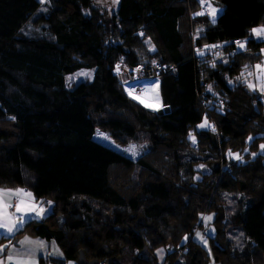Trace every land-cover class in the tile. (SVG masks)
Returning a JSON list of instances; mask_svg holds the SVG:
<instances>
[{"label": "trees", "instance_id": "obj_1", "mask_svg": "<svg viewBox=\"0 0 264 264\" xmlns=\"http://www.w3.org/2000/svg\"><path fill=\"white\" fill-rule=\"evenodd\" d=\"M199 1L118 0L109 11L94 0H0V188L52 201L13 241H54L58 264L76 262L79 251L96 264L123 256L158 264L160 247L162 264H264V155L253 156L264 140V107L240 81L245 65L263 59L264 41L251 29L264 24V0H206L220 8L214 24L194 16ZM244 40L245 49L230 43ZM153 61L175 68L158 79L163 115L140 106L114 74L118 64ZM81 70H93L92 79L67 87L65 78ZM97 129L120 145L146 136L152 152L132 161L96 142ZM135 166L143 175L132 188ZM194 225L213 257L196 236L185 240ZM237 232L241 250L231 239ZM173 247L186 248L182 258Z\"/></svg>", "mask_w": 264, "mask_h": 264}, {"label": "snow or ice", "instance_id": "obj_2", "mask_svg": "<svg viewBox=\"0 0 264 264\" xmlns=\"http://www.w3.org/2000/svg\"><path fill=\"white\" fill-rule=\"evenodd\" d=\"M41 4L45 3V0H39ZM116 0H114V3ZM201 4V11L194 13V16L200 15H207L211 22L214 24L216 22V15L220 11V9L214 7L211 2H206V0H200ZM206 8V11H205ZM251 33L257 37L264 38V25L260 27H254L251 29ZM139 35L143 36V33ZM247 40L244 41H236V45L238 49H245L247 44ZM145 43L149 45V51H154L155 48L151 45V40H145ZM206 48L208 47H220L219 45H205ZM261 54L264 55V49H261ZM198 55H203V52L198 50ZM156 62L153 61V65ZM213 67L215 65L213 64ZM255 69L257 70L255 73V83L252 80L248 79L247 77H252L254 74L251 71H247L248 65L244 66V69L241 71V77H245V72L247 71V77L244 79V83L247 85L249 90H258L262 94H264V61L256 64ZM117 73L119 74L120 65L116 66ZM139 71V69H136ZM76 75H85L88 78H91L90 72H80ZM240 79V77H237ZM231 83V81H229ZM209 90H211V86H209ZM128 92L129 96L133 100L138 99L137 96L133 95V92L130 91L128 88L125 89ZM156 102L159 101L158 94L154 97ZM140 103L144 104L145 107L149 105L145 103L144 99L139 100ZM207 124V121L198 125V127L203 128ZM208 127H212L208 125ZM215 131V128H212ZM189 138L192 139L193 143H195V138L192 136V133H189ZM104 139H109L107 136H104ZM252 139L251 137L249 138ZM260 149L264 152V144L260 145ZM125 152H129L133 157H135L138 153L136 151L135 145H129L128 148L124 149ZM247 151V149H245ZM227 155L230 158H234L237 160L242 159L239 154L233 153L231 150L228 151ZM255 155V153H253ZM199 167L203 168V165ZM14 201V202H13ZM51 205V201L48 202ZM15 208V211H10L11 208ZM46 214V210L42 206H37L32 198V193L26 192L24 189H4L0 188V236L10 241L11 237L15 236L18 230H22V228L27 224L30 220L36 218H43ZM201 220L204 222L210 221L212 216H204L201 215ZM197 239H199L205 246H207V240L204 239L202 234L197 231L195 233ZM187 239V237H185ZM22 246L21 249L17 250L14 245H0V253H3L5 249L8 250L7 256V264H35V260L32 258L35 254L37 248H42L44 246V241L40 240H32L29 237H25L24 240L19 242ZM24 245H29L30 247L25 248ZM53 248L55 249V242H53ZM58 253L59 249H55ZM160 250H158L159 253ZM0 264H5L4 259H0Z\"/></svg>", "mask_w": 264, "mask_h": 264}, {"label": "rangeland", "instance_id": "obj_3", "mask_svg": "<svg viewBox=\"0 0 264 264\" xmlns=\"http://www.w3.org/2000/svg\"><path fill=\"white\" fill-rule=\"evenodd\" d=\"M46 1L47 0H45V3H46ZM117 1L118 0H116V2L115 3H113L114 2V0H109V2H108V0H94V3H93V5L95 6V7H98V8H100V7H103V8H105V9H108L109 11H110V9L107 7V6H105V5H109V3L112 5V6H114V7H116V5H117ZM38 2H39V0H38ZM40 3V2H39ZM41 4V5H43V7H44V5H46V4ZM108 11V12H109ZM220 12V11H219ZM219 12H218V14H219ZM40 13H44L43 11H40ZM217 14V15H218ZM216 15V16H217ZM31 26L32 25H28V31H30L31 29ZM200 29V28H199ZM197 30L198 29H196L195 31L197 32ZM199 31V30H198ZM222 60V56L221 55H218L217 56V58H216V62H219V61H221ZM262 61H264V58L262 59ZM258 63H260V62H258ZM258 63H256V64H258ZM256 64H254V66L256 65ZM251 67L248 71H251L254 75L252 76V77H247V71L245 72V77H247L248 79H250V80H252L253 81V83H255V73H256V69H255V67ZM85 72V73H88V72H90V74H91V78H88L87 76H85V75H76L77 73H80V72ZM92 76H93V70H81V71H78V72H76V73H74V74H72V75H68L65 79H66V85H67V87H70V86H72V85H75V84H77V83H79V82H81V81H90L91 79H92ZM245 77H242L241 79H240V81L245 85V88L249 91V92H255V93H257V95H259V99H260V102L262 103V105H263V107H264V94H262L260 91H258V90H249V88L247 87V85L244 83V79H245ZM152 88H151V100H146L145 98H143V97H140V96H138V95H135V94H133V95H135V96H137V98L138 99H136L135 101L140 105V106H142L143 108H145V109H147V110H149V111H152V112H157L158 110H160V108H162V107H160L161 105H160V98H159V101L158 102H156L155 100H154V97L158 94V96H159V93H158V81H156L155 83H153L152 85ZM129 95V94H128ZM131 97V96H130ZM140 99H144V101H145V103H147L149 106L148 107H145L144 106V104H142V103H140L139 102V100ZM205 122V120H203L200 124H202V123H204ZM207 127V124L205 125V127H203V128H200V127H197L198 128V130H201V129H204V128H206ZM104 136H107L109 139H107V140H105L104 139ZM146 137V136H145ZM143 137V138H140V139H138L137 141H133V142H127V143H125V144H123V145H120V144H117L116 142H114V140L111 138V136H110V134L108 133V132H103V131H101V130H96L95 131V134H94V136H93V138H94V140L96 141V142H98L99 144H101V145H103V146H105V147H107V148H109V149H111V150H113V151H115V152H117V153H119V154H121V155H123V156H125L126 158H129V159H131L132 161H136L138 158H140L141 156H146V155H148L149 154V151L150 152H152L151 150H150V147H149V144H148V138L146 137ZM135 145L136 146V151H137V155L135 156V157H133L129 152H125L124 151V149H126V148H128V146L129 145ZM262 144H264V140H261V141H259L258 143H257V146H256V148H255V150L253 151V153H256L255 155H264V152H262L261 151V149H260V145H262ZM247 151H250L249 150V148H248V150ZM247 151H244L243 153H247ZM227 153H228V150H226L225 151V155L227 156V158L229 159V160H232L233 162H235V163H237L238 161H240V160H237V159H234V158H230L228 155H227ZM234 153V152H233ZM236 153V152H235ZM151 156H152V153H150V156L148 157V160L149 161H151ZM254 156V155H253ZM241 162V161H240ZM196 170L198 169V167L197 168H195ZM198 170H200V172L201 173H204V174H208L209 173V169H208V167L207 166H203V168H199ZM142 173H141V171H140V169L138 168V167H134L133 168V170L131 171V174L129 175V181H130V185H131V187L133 188L138 182H139V180L141 179V177H142ZM197 179H200V178H197ZM229 197H231V196H228V198ZM49 201H51L50 199H49ZM47 202V201H46ZM42 203H44V202H42ZM47 207L51 210L52 209V201H51V205H49V203H48V205H47ZM204 216H212V219L210 220V221H207V222H204V221H202V223H203V227L205 228V230H206V232L209 234V228L211 227V226H208L209 224H210V222L211 221H213V215H211L210 213H206ZM228 237L230 238V235L228 234ZM187 239H188V236H187ZM231 239H233L235 242V245H234V247L235 248H237V249H243L244 248V244H243V238H242V235L239 233V232H237V233H235V234H233L232 235V238ZM21 240V239H20ZM186 240V239H185ZM188 241V240H187ZM203 246L206 248V251H207V253H208V255H210V256H212L213 257V254H212V251H211V247H210V243H209V241L207 240V246H205L204 244H203ZM173 249V250H172ZM171 249V251H172V253H173V255L175 256V259H177V258H180L181 256H180V252H181V249H174V247ZM158 250H160L159 251V253H158ZM166 252H167V249H165V248H162V247H160V248H157L156 250H155V252H154V254H155V258H156V261H157V263L158 264H162L163 262H164V260H165V255H166ZM146 257V256H145ZM182 258V257H181ZM131 257H129V256H123L121 259H119V261H118V263L119 264H129L130 262H131Z\"/></svg>", "mask_w": 264, "mask_h": 264}, {"label": "built area", "instance_id": "obj_4", "mask_svg": "<svg viewBox=\"0 0 264 264\" xmlns=\"http://www.w3.org/2000/svg\"><path fill=\"white\" fill-rule=\"evenodd\" d=\"M199 11H201V4L199 1ZM206 11V8H205ZM206 15V14H205ZM236 41L230 42L232 45H236ZM218 49V48H217ZM120 65L119 74L117 73V69L115 68L114 74L118 80L119 85L121 86L122 90L125 91L128 88L133 94L138 95L140 97L145 98L146 100H151V85L158 81L159 77L163 73H172L175 75V68L170 65H164L161 63L156 62L153 65V62L147 65H142L138 67L128 68ZM139 69V71H136ZM11 208L10 210H13ZM199 231L202 236L205 238V231L201 229L199 225H194L192 228L191 234L188 236V240H191L195 233ZM186 250V248L181 249L180 255ZM99 264H106V262H100Z\"/></svg>", "mask_w": 264, "mask_h": 264}, {"label": "crops", "instance_id": "obj_5", "mask_svg": "<svg viewBox=\"0 0 264 264\" xmlns=\"http://www.w3.org/2000/svg\"><path fill=\"white\" fill-rule=\"evenodd\" d=\"M109 2V0H108ZM114 3V2H113ZM220 9V8H218ZM220 13V12H219ZM211 20V19H210ZM264 25V24H263ZM262 26V25H260ZM258 26V27H260ZM200 30V29H198ZM251 36L253 39H260L262 41H264V38L261 37H257L254 34L251 33ZM264 58V55H262ZM152 88V87H151ZM4 189H17V188H4ZM22 189V188H19ZM25 190V189H24ZM26 192H30L28 190H25ZM31 193V192H30ZM32 198L34 200V202L37 204V206H42L45 208L46 210V214L44 215L43 218H36V219H32L35 221H41L43 220L49 213H50V209L47 207L48 202H44L42 203L41 201H38L34 198V196L32 195ZM14 202V201H13ZM12 212L15 211V208L13 210H10ZM25 237H29L32 240H40V241H44V246L42 248H37L35 251L34 256L32 257L35 260V264H58L61 263V261L63 260V253L60 250V248L56 245L55 243V249H59V252L57 253L55 251V249L53 248V242L54 241H45L39 238H33L27 235H21L19 236L15 241L12 240L13 237H11L10 241L8 239L3 238L2 236H0V239L2 238V241H0V245H9L12 246L14 245L15 248L17 250L21 249V245H20V241L24 240ZM21 239V240H20ZM25 248L30 247L29 245H24ZM7 256H8V250L5 249L3 253H0V259H4L5 260V264H7ZM41 260V261H40ZM66 264H76V262H67ZM207 264H217L214 263L212 260H210V262H208Z\"/></svg>", "mask_w": 264, "mask_h": 264}, {"label": "water", "instance_id": "obj_6", "mask_svg": "<svg viewBox=\"0 0 264 264\" xmlns=\"http://www.w3.org/2000/svg\"><path fill=\"white\" fill-rule=\"evenodd\" d=\"M156 113L158 115L167 114V113H169V108L168 107H162ZM76 264H96V263L87 262L86 259H85V257H84L83 252L82 251H79L78 256H77V259H76ZM106 264H111V263H110V261H107Z\"/></svg>", "mask_w": 264, "mask_h": 264}]
</instances>
